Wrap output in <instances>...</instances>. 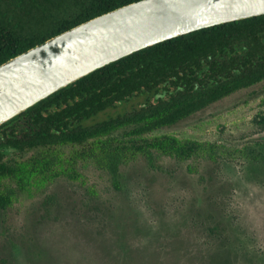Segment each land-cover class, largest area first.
<instances>
[{
	"label": "rangeland",
	"instance_id": "obj_1",
	"mask_svg": "<svg viewBox=\"0 0 264 264\" xmlns=\"http://www.w3.org/2000/svg\"><path fill=\"white\" fill-rule=\"evenodd\" d=\"M131 127L0 146V264H264V78L173 126ZM106 150L122 154L120 187Z\"/></svg>",
	"mask_w": 264,
	"mask_h": 264
},
{
	"label": "trees",
	"instance_id": "obj_2",
	"mask_svg": "<svg viewBox=\"0 0 264 264\" xmlns=\"http://www.w3.org/2000/svg\"><path fill=\"white\" fill-rule=\"evenodd\" d=\"M137 0H3L0 63L96 15ZM264 78V14L195 30L105 65L0 125V146L80 140L132 125L130 136L173 126L210 103ZM138 96L130 109L97 122L102 112ZM164 112V113H163ZM162 113V114H161ZM147 117H153L146 119ZM0 151V171H7ZM100 166L121 186L122 154L106 150ZM0 192V208L12 202Z\"/></svg>",
	"mask_w": 264,
	"mask_h": 264
},
{
	"label": "water",
	"instance_id": "obj_3",
	"mask_svg": "<svg viewBox=\"0 0 264 264\" xmlns=\"http://www.w3.org/2000/svg\"><path fill=\"white\" fill-rule=\"evenodd\" d=\"M264 14V0H137L0 64V125L124 56L195 30Z\"/></svg>",
	"mask_w": 264,
	"mask_h": 264
},
{
	"label": "flooded vegetation",
	"instance_id": "obj_4",
	"mask_svg": "<svg viewBox=\"0 0 264 264\" xmlns=\"http://www.w3.org/2000/svg\"><path fill=\"white\" fill-rule=\"evenodd\" d=\"M0 2L3 4V0H0ZM3 38H6V36H3V14H0V58L3 57Z\"/></svg>",
	"mask_w": 264,
	"mask_h": 264
}]
</instances>
